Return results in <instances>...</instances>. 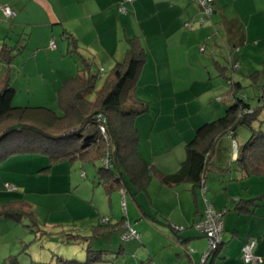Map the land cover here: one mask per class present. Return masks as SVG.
Masks as SVG:
<instances>
[{"label": "crops", "instance_id": "crops-1", "mask_svg": "<svg viewBox=\"0 0 264 264\" xmlns=\"http://www.w3.org/2000/svg\"><path fill=\"white\" fill-rule=\"evenodd\" d=\"M230 3L237 1L215 0L214 12L207 17L193 0H0V87L9 84L15 89L14 103L24 105V99H37L40 104L29 107L52 104L51 109L60 114L59 91L69 79L95 73L101 77L124 60L136 39L144 53L136 93L150 101V110L135 119L139 153L157 173H175L198 128L228 108L215 99L233 103L225 74L231 71L233 81L256 89L254 96L245 92L250 103L257 99L252 108L264 101V78H257L264 73V58L260 68L252 64L255 56L249 51L261 48L264 38L257 30L264 25V6L253 0L250 5L247 2L246 11L229 16ZM5 6L16 14L7 17ZM53 40L56 48H51ZM4 48L12 56L2 55ZM19 91L21 97L16 99ZM259 119L254 127L264 132V110ZM251 135L249 128L240 127L219 140L204 180L205 192L196 182V173L170 185L156 173L146 190H138L128 180V190H118L130 192L139 201L143 212L135 223L125 216L116 221L92 212L94 222L89 227L54 224L49 230L35 213L36 232L30 228L35 235L26 241L22 237L30 233L29 219L0 215V264H8L13 257L16 264H86L89 249L100 251L102 258L91 264H264V156L251 162L263 167L260 174L246 176L239 161L241 148ZM19 156L12 155L0 164V211L11 201L31 206L28 192L35 187L18 173L38 170L40 160L44 165L48 162V157L38 154H24L30 158L26 160ZM212 175V181H207ZM94 183L102 185L97 177ZM124 198L126 203L125 194ZM142 198L150 200L153 208L142 204ZM157 200L162 208H156ZM208 203L224 211V236L220 248L203 262L209 242L196 227L205 218ZM106 217L117 229L99 236L103 229L96 227ZM161 224L172 232L171 227L175 229L176 242L172 236H168L170 241L166 234L161 236ZM128 226L139 233L138 239H123ZM76 236H86L90 242ZM251 240L256 241L254 255L261 259L256 263L243 259V247ZM78 242L86 246L78 248Z\"/></svg>", "mask_w": 264, "mask_h": 264}, {"label": "trees", "instance_id": "trees-1", "mask_svg": "<svg viewBox=\"0 0 264 264\" xmlns=\"http://www.w3.org/2000/svg\"><path fill=\"white\" fill-rule=\"evenodd\" d=\"M200 5L204 12L203 5ZM213 12L204 14L210 17ZM1 54L12 56L10 50L5 48ZM143 59L142 45L135 39L131 41L124 60L117 62L107 72L100 89L97 88L99 76L96 74L87 77L77 75L69 79L59 91L61 114L47 106H14L15 89L9 84L1 86L0 164L15 154L48 157L49 165L43 170L46 172L53 164L67 159L94 165L102 162V166L96 169V177L108 194L116 189L128 190V180L138 190H146L157 172L142 158L138 149L140 136L135 119L150 110V101L140 98L136 93ZM225 76L231 84L229 94L233 103L221 117L198 128L194 138L185 146L186 158L177 172L157 173L164 184L184 182L192 173L199 174L196 182L202 184L213 163L219 140L227 134H234L240 127L249 128L252 132L249 141L241 148L239 157L245 175L262 172L263 167L254 166L251 162L257 156H264V132L254 127L260 121L264 101L252 108L245 94L246 87L240 81H233L230 73ZM26 207L29 205L25 201H11L2 206L0 215L16 220L28 218L30 224L26 225L36 232L38 219L35 212ZM96 228L103 229L97 233L99 236L117 229L110 219L101 222ZM76 238L90 242L86 236ZM88 254L89 261L86 264L102 259L100 251L89 249ZM16 263V257L8 262Z\"/></svg>", "mask_w": 264, "mask_h": 264}, {"label": "rangeland", "instance_id": "rangeland-1", "mask_svg": "<svg viewBox=\"0 0 264 264\" xmlns=\"http://www.w3.org/2000/svg\"><path fill=\"white\" fill-rule=\"evenodd\" d=\"M236 1H237L236 4L230 3V5L227 8L229 16H236L238 14L243 13L244 11H246L247 2L250 5V1L253 0H236ZM262 1L263 0H256V3L259 4L258 6L260 5L264 6V3ZM223 5L226 6L225 4ZM257 32L260 34L261 38H264V25L260 26ZM252 44H256V43H252ZM203 47H206V45ZM249 51L254 53L255 56V58L252 61V64L259 66L260 68L263 67L262 62L264 58V53L261 51H264V39L261 40V48L259 50H253V51L249 50ZM261 70H264V68H261ZM214 73L216 75V78L219 79L216 70H214ZM229 73L231 76L232 72L230 71ZM106 76L107 73L105 72L101 75V77L97 78L98 89L101 88V84L105 80ZM260 77L263 79L264 73L257 76V78ZM245 87H246L245 92L249 93L251 96H254L256 94L255 93L256 89L254 87H250V86H245ZM17 93L18 94L16 99H20L21 97L20 91ZM24 100H25L24 102H26L24 105H20V103L17 101L15 103L13 102V104L14 105L17 104L19 106H26V105L35 106L36 104H40L39 100L37 99H31L32 101H28V99L27 100L24 99ZM221 101L222 99L219 100L218 97L215 99V102L219 103V105H222L224 107L229 106L232 103V100L223 101V102ZM251 104L257 105L258 104L257 99L255 98L254 100H252ZM46 105L47 107L50 108L54 106L52 104H46ZM154 107H156V105ZM57 110L61 114L60 110L59 109ZM219 117L221 116L214 117L213 119H211V121ZM20 155L22 156H19L17 159H21V160L30 159V158H26L28 156H24V154H20ZM46 159L48 161L47 165H44L43 161L41 160H40L41 162L39 161V164L40 166L42 165L43 169L42 167H40L38 170L37 168L27 169L24 172L18 173V176H23L26 179L27 184L35 187V189L28 192L30 198L28 200L31 202L30 203L31 206L29 207L33 208L32 210H34L35 213L38 215L42 227H47L49 230H51L49 225H54V224H60V225L65 224V226L68 227L76 226V225H79L82 228L89 227L94 222L92 221L93 218L91 216L92 212H96V214H101L102 217L110 216L113 218V220L116 221L121 219L123 216H125L127 219L130 218L133 223H135L136 221L135 218L137 217V215L138 217L140 216L139 214L142 215L143 211L140 212L141 205L139 204V201L134 199V196L130 192L124 193L123 191L116 189L111 194H108V192L102 185L94 183L96 179L95 176L96 169L97 167L102 166L103 164L102 162H99L98 164L94 165L93 163L82 162L80 160L67 159L65 161H61L58 162L57 164H54L53 165L54 167L52 166L54 170L51 168L53 172L52 171L46 172L43 171L44 167L49 165L48 164L49 160L48 158ZM40 169L42 170L40 171ZM213 176L214 175L209 176L207 178V181L211 182L212 180H210V178H213ZM33 177H34V182L33 180H31V178ZM124 194L126 197V203H124V199H125ZM141 201L144 202L142 204H145L147 208H153V203L150 200H148V202H145L142 198ZM159 202L160 200H157V202H155L156 208H162L160 207ZM149 220L153 221L152 218H149ZM28 223L30 224L29 221ZM161 226L167 229L164 230V228H161L162 229L161 236H164L166 234L167 239L168 236H172L171 241L176 242L177 235L173 233L176 232L175 229L171 227L173 230L172 232L170 230V227L167 228L165 224H161ZM196 228L199 229L198 227ZM52 229H54V227ZM28 230L30 233L27 234L26 237H22L26 239V241H30L32 238H34L35 235V233L30 231L29 227H27V231ZM16 232L18 231L16 230L15 232H12L11 235L16 234ZM20 232H22L21 228H20ZM64 232L66 234H69L70 231L66 230ZM71 232H77V231H71ZM85 233L82 234L85 235ZM46 240L48 239H45L44 242ZM168 241L170 240L168 239ZM78 245H79L78 248L82 245L86 246V244L80 242H78Z\"/></svg>", "mask_w": 264, "mask_h": 264}, {"label": "built area", "instance_id": "built-area-1", "mask_svg": "<svg viewBox=\"0 0 264 264\" xmlns=\"http://www.w3.org/2000/svg\"><path fill=\"white\" fill-rule=\"evenodd\" d=\"M198 1L203 5L204 12L206 14H210L213 11L212 9L213 0H198ZM122 10H124V8H122ZM3 11L7 17H12L13 15H15V11L9 6L3 7ZM50 45L51 48H56L57 46L54 40L51 42ZM105 163L108 164V161L105 160ZM202 187H203V191L205 192L206 185L204 183V180L202 181ZM10 188L14 189V187L12 186H10ZM223 216H224V211L215 209L214 207H212L210 203L207 204L205 218L198 225V228L207 237L209 242L208 250L206 251L202 260L203 262H205L212 254H214L223 243V236H224ZM108 220L109 218L107 217L104 219V221H108ZM139 237H140L139 233L130 226H128L127 231L123 234V239L125 240L138 239ZM255 245H256V241L254 240H251L244 245L243 259L246 263H256L261 260L258 257H256L253 253V249Z\"/></svg>", "mask_w": 264, "mask_h": 264}]
</instances>
